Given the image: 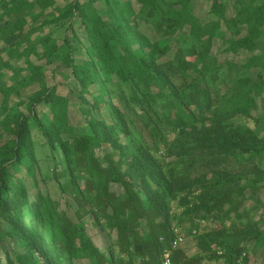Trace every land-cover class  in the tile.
<instances>
[{
	"label": "trees",
	"instance_id": "trees-1",
	"mask_svg": "<svg viewBox=\"0 0 264 264\" xmlns=\"http://www.w3.org/2000/svg\"><path fill=\"white\" fill-rule=\"evenodd\" d=\"M135 1L137 11L127 0L65 6L0 0V45L29 60L41 44V57L64 60L81 102L100 114L87 113L81 127H72L70 99L47 85L41 65L31 64L18 84L0 79V220L10 226L0 234L18 245L6 264H163L168 251L175 264H251L250 250L264 249L260 222L242 208L247 189L264 190V0H210L206 22L194 13L193 0ZM56 12L60 26L67 24L58 50L50 35L34 37L50 27ZM144 25L159 38L150 40ZM218 36L223 52L245 51L246 58L222 61L213 54ZM174 41V56L163 60ZM97 81L102 87L92 90ZM36 82L40 88L26 111L10 106L11 94ZM42 104L49 111L40 113ZM6 134L10 138L1 145ZM37 134L52 153L60 189L74 195L78 212L93 213L116 233L108 254L97 251L86 224L58 211L49 194L30 199L19 174L25 169L38 186ZM246 163L253 164L254 177L242 171ZM112 184L123 192H113ZM200 221L213 225L204 228ZM176 229L196 237L202 254L191 258L174 248Z\"/></svg>",
	"mask_w": 264,
	"mask_h": 264
},
{
	"label": "rangeland",
	"instance_id": "rangeland-1",
	"mask_svg": "<svg viewBox=\"0 0 264 264\" xmlns=\"http://www.w3.org/2000/svg\"><path fill=\"white\" fill-rule=\"evenodd\" d=\"M59 6H65L69 2L73 0H55ZM131 1L134 9L137 11L140 8V5L135 0H127ZM194 2V13L203 21L206 22L211 19L209 9L212 5L210 0H193ZM233 1H230L229 7L230 10L233 11L232 8ZM98 5V4H97ZM1 11V9H0ZM52 10L49 9L48 12ZM58 12L54 13V15L50 18L51 24L50 27L45 29L44 33H36L34 37L40 36L42 34H47L52 37V45L54 50H58L62 44L63 39L65 37L66 31L65 26L61 25V21L57 20ZM40 23V22H38ZM79 21H76V27H79ZM142 32L148 35L150 40H155L159 38L152 27L143 26ZM242 35L246 33V26L241 27ZM185 32H189V27L185 28ZM85 39V38H83ZM86 41V39L84 40ZM172 41V40H171ZM147 42V41H145ZM170 46L167 47L166 56L163 60L170 59L174 56L175 51L177 49V44L175 41ZM225 45L223 44V37L218 36L214 40L213 44V54L219 56V58L223 61L229 59L231 61L239 62L242 59L246 58V52L241 51L239 54L233 53H225L224 51ZM262 50H264V43L262 45ZM43 53L42 45L39 44L38 47L32 48L30 54L27 56L18 53L15 57H12L7 51V49L3 48V45H0V79L7 85H15L18 84L20 80L24 77L28 76L30 73L31 64L41 65L45 67V82L49 87H54L57 91L70 99V123L73 127H81L85 122V115L91 113L93 116L99 117L100 114L94 110L91 105L83 103L85 98L81 96L79 91V85L75 81L72 76L71 69L66 66L64 60L54 59L48 61L47 58L41 57ZM258 72V69L252 70V75L255 77ZM102 86L99 81L93 87L92 90H99ZM227 85H223L221 87L222 91H225ZM40 88L39 83H31L25 85L23 88L19 90V95L16 93L11 94L9 97L10 106L19 105L21 110L26 111V103L30 96L38 91ZM3 100L4 96H0V118L4 119L5 112L3 110ZM86 100L90 103L92 99L89 96H86ZM83 101V102H81ZM39 112H47L49 111L47 105H40L38 107ZM263 110L262 106L259 108V112ZM254 114L257 111H253ZM237 122H241L242 118L236 119ZM264 122V118L262 120ZM63 138H67V133L63 132ZM42 136H35L36 140V153L38 158V166L35 167V174L38 180V186H35L32 181V175L28 173L25 169L19 174V177L22 179L23 183L29 189L30 199L32 201L38 200V196L40 194H49L51 199L57 203V210L60 212H64L67 217H69L73 222H78L82 220L86 224V229L88 235L94 241L97 251L100 253L108 254L111 246L115 243L116 233L109 231L108 229L103 228L102 223H97L95 220V215L93 213H84L82 210L78 212V203L72 193L63 192L59 187V182L56 180L54 176V165L55 161L53 160L52 153L49 149L47 143L41 138ZM10 138V135L6 134L3 141H1V145ZM99 155H102L103 152H100ZM106 151H110L108 147ZM244 169L242 171L248 172L249 177H254L255 173L251 171L253 164L246 163L243 164ZM241 168V166H238ZM28 171L32 169V165L28 163L27 165ZM64 181V179L62 178ZM82 186H84V182H80ZM111 190L115 193H122L123 187L119 184H112ZM245 198L243 199L242 208H247L252 214L253 220L259 221L262 229L264 231V190L258 193H252L250 189H247L244 194ZM258 200V201H257ZM89 208V207H88ZM82 215V219L80 216ZM198 223V221H197ZM201 227H211L213 224L210 222L200 221ZM9 224H4L0 220V230L6 231L9 228ZM182 233L181 230L178 233ZM179 248L183 249L187 256L194 258L196 255L202 254L198 247V241L196 237L186 236L184 234V240L182 243L178 244ZM17 242L10 239L4 234H0V259L2 260V264L7 263V254H9L12 258L15 257V250L17 249ZM177 247V248H178ZM250 258L251 264H264V249L254 248L250 250ZM42 256V255H41ZM75 264H96L94 261L89 259H79L75 261ZM202 264H218L216 262H207L203 261Z\"/></svg>",
	"mask_w": 264,
	"mask_h": 264
},
{
	"label": "built area",
	"instance_id": "built-area-1",
	"mask_svg": "<svg viewBox=\"0 0 264 264\" xmlns=\"http://www.w3.org/2000/svg\"><path fill=\"white\" fill-rule=\"evenodd\" d=\"M178 229H176V237L173 240V247L177 248L179 245V243H182V241L184 240V233H178ZM163 264H175L170 256V251L166 252L164 254V262Z\"/></svg>",
	"mask_w": 264,
	"mask_h": 264
}]
</instances>
